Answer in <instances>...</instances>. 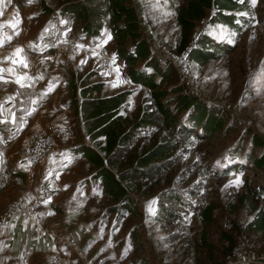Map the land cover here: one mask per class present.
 Segmentation results:
<instances>
[{"label":"rangeland","instance_id":"obj_1","mask_svg":"<svg viewBox=\"0 0 264 264\" xmlns=\"http://www.w3.org/2000/svg\"><path fill=\"white\" fill-rule=\"evenodd\" d=\"M59 1L62 4L67 0ZM132 1L153 23L156 39L166 48H175L186 33L190 38L187 48L197 46L201 39L219 46L220 53L204 63L190 58L188 74L172 66L160 88L182 84L209 108L216 107L228 122L214 133L200 127L188 130L167 125L153 94L155 89L133 81L128 72L130 64L116 53L119 47L133 46L131 37L116 36L111 16L104 15L99 34H88L86 38L89 54L72 61L70 71L76 76V91L84 85L80 79L85 76L89 83L103 84L93 95L127 90L121 104V112L127 117L126 126L142 116L144 110L152 112L153 120L135 130L130 152L154 140H165L169 143L168 153L151 161L159 171L142 180V189L132 192L133 210L119 214L111 210L116 201L106 195L100 179L93 177L96 166L73 151L80 142H93L76 113L71 126L60 123L69 130L71 127L75 138L68 143L75 145L70 151L79 160L72 163L77 168L70 176L71 185L76 188L70 198L60 201L67 209L60 208L58 216L63 214L73 220L72 229L77 233L70 231L72 241L89 264H231L227 259L228 248L242 241L255 244L264 262V230L256 227L259 212H264V194L255 193L250 200L246 199V194L264 180V173L248 168L247 164L234 168L237 162L252 160L264 150V144L255 145L253 141L255 135L264 140V0H257L255 6L250 0L243 3L239 0L244 5L236 11L239 27L216 19L215 9L208 8L206 16L194 20L190 28L179 21L187 0ZM60 3L53 6L57 13ZM95 6L102 9L99 1ZM59 14L55 24L70 35L84 34L82 22ZM97 20L92 18V22ZM143 35L146 37L144 32ZM99 42L106 43L117 55V67L112 73L101 71L90 55L92 46ZM153 56L162 66L168 63L164 52L153 50ZM144 62L140 58L136 66ZM156 76L160 81V75ZM176 94L169 91L162 100L168 102ZM66 139L69 136L58 141L64 140L67 145ZM237 180L241 181L239 185L235 183ZM165 194H176L180 199H164ZM210 204L214 206L213 216L206 221L202 211ZM164 205L176 213L163 211Z\"/></svg>","mask_w":264,"mask_h":264},{"label":"crops","instance_id":"obj_2","mask_svg":"<svg viewBox=\"0 0 264 264\" xmlns=\"http://www.w3.org/2000/svg\"><path fill=\"white\" fill-rule=\"evenodd\" d=\"M47 15L36 0H3L0 4V264H49L45 254L51 250L69 257L74 264H89L72 241L73 220L57 214L60 208L67 209L60 201L70 198L76 188L70 176L77 168L72 163L79 157L70 151L75 146L68 143L75 138L71 127L65 140L68 144L58 141L50 155L31 158L19 152L31 129L50 131L62 122L71 126L75 118L73 99L79 90L75 96L70 69L74 58L79 60L89 51L85 36L69 33L65 48L25 49L24 44L39 41ZM17 49H22L18 56ZM45 184L52 187L54 195L35 203V219L4 215L9 201L25 199L28 187ZM72 251L77 256H72Z\"/></svg>","mask_w":264,"mask_h":264},{"label":"trees","instance_id":"obj_3","mask_svg":"<svg viewBox=\"0 0 264 264\" xmlns=\"http://www.w3.org/2000/svg\"><path fill=\"white\" fill-rule=\"evenodd\" d=\"M53 1L36 0L39 4V9L49 14V19L44 29L45 32L47 28L59 25L55 24L59 21L55 17L56 14L60 13L59 15H69L82 22L84 24L82 26V32L84 34L82 36H85V38H87L88 34L96 36L99 34L103 22L101 20L102 17L104 15H110V20L114 22V34L124 39L128 36L131 37L133 46L119 47L116 53L121 59L130 64L128 72L133 81L155 89L153 94L156 97L158 108L167 125L176 126L177 129L188 130H194L200 127L207 133H214L220 130L225 125V122H228L227 118L222 116L223 114L216 107L209 108L200 97L194 96L182 84L173 86L170 89L160 88L161 82L169 77L172 66L177 67L178 70L179 67L166 54L168 63L164 66L160 64L158 58L153 56V50L156 49L143 35L138 20V10L134 1L67 0L63 1L62 4L59 0ZM96 1H99L102 9L98 10L96 6L94 7ZM58 3H60L59 13L55 12L53 8ZM208 8L215 9L214 16L216 19L226 22L231 26L239 27L236 11L244 8V5L239 0H187L182 7L183 11L179 21L183 23V27L190 28L194 20L206 16V10ZM93 17L98 20L92 22ZM41 36L39 39L43 37ZM189 39L186 33L183 39L172 50L182 52L187 48ZM198 43L197 46L190 47L189 60L193 58L200 63H204L220 53L219 46L211 44L207 39H201ZM140 58L145 62L143 65L136 66V61ZM149 67H152L153 70L150 71ZM157 74L160 75V81L157 80ZM86 77L88 76L80 79V82L84 85H81L79 88L78 96L76 95L77 85L75 83V75L72 76L70 82H73L74 95L77 96L73 99L75 103V115L78 113L82 121H84L85 128L93 142H80L75 146L73 151L78 152L82 157H85L96 166L93 177L100 179L104 185L106 195L116 201V204L111 207V210L119 214L124 210L132 211L134 208L132 192L142 189V180L153 176L154 173L159 171L155 163H150L153 160H158V158L167 155L169 143L165 140H154L151 144H146L142 149L130 152V142L135 136V130L143 125H147V122L153 121L150 116L152 112L144 110L143 115L127 127V117L121 112V104L125 100L128 91L121 90L109 94L93 95L94 91H100L102 89L103 84L96 81L89 83ZM169 91H174L177 94L172 100L164 102L162 99L168 95ZM253 141L255 145L264 144V140L256 135ZM243 164H247L248 168L252 167L254 170L259 169L263 175L264 150L254 155L252 160L237 162L234 168L237 170ZM232 165H230V168H232ZM255 193L264 194L263 179L254 187L253 192L246 194V199L250 200L251 196ZM164 197V199H180L176 194H165ZM213 208L214 206L210 204L202 211V216L206 221L212 220ZM163 211L176 213L165 205ZM256 227L264 230V212H259ZM204 240L206 241L205 236ZM232 248H228V252ZM233 264H264V262H238Z\"/></svg>","mask_w":264,"mask_h":264},{"label":"built area","instance_id":"obj_4","mask_svg":"<svg viewBox=\"0 0 264 264\" xmlns=\"http://www.w3.org/2000/svg\"><path fill=\"white\" fill-rule=\"evenodd\" d=\"M140 27L146 34L148 42L158 51L164 52L169 56L172 61L177 64L182 74H188L189 72V49H184L182 52H176L172 49L166 48L155 37V30L152 23L149 21L144 11H137ZM70 37L66 30L61 25H55L47 28L45 34L39 41L31 46H26L25 49L31 51L44 50L48 48L62 49L65 48ZM90 47V46H89ZM90 55L93 60L98 64L101 71L106 73H112L117 67V55L112 48L106 43L99 42L95 46H92ZM89 54V51H88ZM27 56L31 55V52L26 53ZM70 136L69 128L64 124H56L50 131L44 132L39 128L31 129L23 138L19 152L26 157L41 158L50 155L54 152L58 139L60 137ZM25 199H13L8 202L4 210V215L9 217H17L20 215H26L32 219H35L37 210L35 203L50 199L54 195L52 187L48 184L40 186H30L26 190ZM45 258L49 264H74L72 260L54 250H51L45 254ZM228 261L233 263L238 262H263L259 257V254L255 248V244L242 241L237 243L233 249L227 254Z\"/></svg>","mask_w":264,"mask_h":264},{"label":"snow or ice","instance_id":"obj_5","mask_svg":"<svg viewBox=\"0 0 264 264\" xmlns=\"http://www.w3.org/2000/svg\"><path fill=\"white\" fill-rule=\"evenodd\" d=\"M9 2H10V0H9ZM28 2L31 3L32 0H28ZM240 2L243 3L244 0H240ZM250 3H251L253 6H255L256 3H257V0H250ZM0 4H3V0H0ZM13 27H15V25H13ZM9 39H11V37H9ZM109 39H111V37H109ZM21 51H22V49H17L15 55L18 56V55L20 54ZM21 63H23V61H21ZM24 66L27 67L26 64H25ZM17 83H20V80H17ZM51 90H52V89L49 88V91H51ZM235 183H236L237 185H239V184L241 183V181L237 180V181H235Z\"/></svg>","mask_w":264,"mask_h":264}]
</instances>
